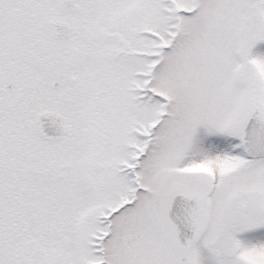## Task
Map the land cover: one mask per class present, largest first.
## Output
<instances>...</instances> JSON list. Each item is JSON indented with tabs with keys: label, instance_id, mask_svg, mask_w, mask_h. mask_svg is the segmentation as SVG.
<instances>
[{
	"label": "snow or ice",
	"instance_id": "1",
	"mask_svg": "<svg viewBox=\"0 0 264 264\" xmlns=\"http://www.w3.org/2000/svg\"><path fill=\"white\" fill-rule=\"evenodd\" d=\"M0 264H264V0H0Z\"/></svg>",
	"mask_w": 264,
	"mask_h": 264
}]
</instances>
